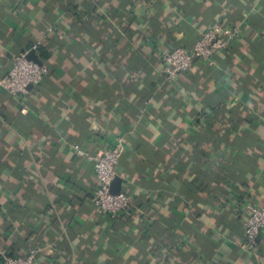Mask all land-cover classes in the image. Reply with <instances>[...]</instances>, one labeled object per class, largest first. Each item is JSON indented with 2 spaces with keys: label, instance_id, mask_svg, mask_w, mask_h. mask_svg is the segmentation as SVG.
Segmentation results:
<instances>
[{
  "label": "crops",
  "instance_id": "1",
  "mask_svg": "<svg viewBox=\"0 0 264 264\" xmlns=\"http://www.w3.org/2000/svg\"><path fill=\"white\" fill-rule=\"evenodd\" d=\"M238 38L216 65L166 80L160 53L212 24ZM51 29V31H48ZM33 51L48 73L0 89V250L37 264H264L240 249L264 207V0H0V80ZM124 153L116 219L92 202V163Z\"/></svg>",
  "mask_w": 264,
  "mask_h": 264
},
{
  "label": "built area",
  "instance_id": "2",
  "mask_svg": "<svg viewBox=\"0 0 264 264\" xmlns=\"http://www.w3.org/2000/svg\"><path fill=\"white\" fill-rule=\"evenodd\" d=\"M48 31H51L49 29ZM240 32L234 28L230 32L218 23L212 24L200 38L189 48L176 47L160 53L163 64L162 72L166 80H172L177 75L188 71L195 62L206 66L216 65V57L229 48L238 38ZM41 41L32 46L36 51ZM29 52L11 58V67L6 76L0 80V89L10 96H20L28 93L29 87L37 86L48 73L42 63L38 64L27 59ZM125 150L122 137H115L113 142L97 154H86L77 146L75 153L86 157L93 166L96 186L92 192V202L97 212L110 219H116L128 212L134 200L129 194L111 193L112 183L118 178L117 167ZM246 220L244 236L240 249L245 253H255L259 247V237L264 230V207H256L250 202L244 206ZM40 249H32L26 256H10L0 250V264H37Z\"/></svg>",
  "mask_w": 264,
  "mask_h": 264
},
{
  "label": "water",
  "instance_id": "3",
  "mask_svg": "<svg viewBox=\"0 0 264 264\" xmlns=\"http://www.w3.org/2000/svg\"><path fill=\"white\" fill-rule=\"evenodd\" d=\"M27 59L32 60V61H34V62H36V63H38V64H41V62H40L39 59L35 56V54H34L33 51H31V52L28 53V55H27ZM29 89H31V87H29ZM119 186H120V181H119L118 178H116V179L114 180V182L112 183V186H111V193H113V194H117V193H119V191H120V190H119Z\"/></svg>",
  "mask_w": 264,
  "mask_h": 264
},
{
  "label": "trees",
  "instance_id": "4",
  "mask_svg": "<svg viewBox=\"0 0 264 264\" xmlns=\"http://www.w3.org/2000/svg\"><path fill=\"white\" fill-rule=\"evenodd\" d=\"M230 49H231V46L229 48H227L223 53H227ZM223 53H221V54H223Z\"/></svg>",
  "mask_w": 264,
  "mask_h": 264
}]
</instances>
